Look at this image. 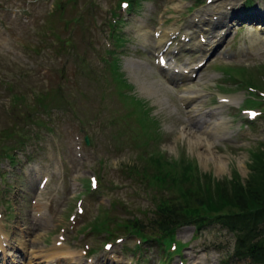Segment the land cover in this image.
<instances>
[{"label": "rangeland", "instance_id": "obj_1", "mask_svg": "<svg viewBox=\"0 0 264 264\" xmlns=\"http://www.w3.org/2000/svg\"><path fill=\"white\" fill-rule=\"evenodd\" d=\"M233 1L236 8L232 3L229 11L237 13L244 0ZM258 2L263 8L264 0ZM212 3L140 0L136 9L121 11L113 32L112 13L119 9V0H0V152L19 145L20 139L25 141L14 162L0 155V224L7 251L23 249L30 264H141L144 259L146 264H159L162 251L155 241L142 243V253L137 254L132 251L137 239L132 237L108 250L103 247L106 237L101 228L135 216L148 221L157 205L184 195L188 199L199 190L214 194L211 188L216 189L217 182L232 191L236 181L247 185L258 180L264 162V118L246 127L241 108H248L246 98H264V42L246 58L234 56L239 49L235 43L256 38L246 24L235 27L233 23L218 48L219 54L230 58L214 54L193 83L202 94L192 104L196 114L200 117L219 108L226 121L220 136L208 137L215 157L226 162L223 170L206 147L191 142L192 132H198L191 119L194 107L152 67L157 46L153 31H185L193 35L194 45L200 40L193 33V22ZM223 27L217 29L224 34ZM69 39L72 45L64 46ZM195 55L199 52L187 57L196 61ZM140 63L150 65L138 67ZM249 84L256 94L245 90ZM224 93L235 95L237 103L216 104ZM37 96L44 99L43 105ZM140 100L153 120L145 127L138 118ZM86 134L92 139L89 146L84 142ZM179 156L190 178L171 187L174 175L168 171L180 170L181 160H173ZM163 172L167 184L160 178ZM95 175L101 183L89 193L88 180ZM45 177L47 187L41 191L39 182ZM39 202L45 204L44 209ZM207 207L209 215H217L215 201ZM238 210L226 202L221 208L222 213ZM107 212L111 218L105 217ZM71 215L76 217L71 219ZM95 221L101 228L89 231ZM58 237L74 259L65 256L66 250L54 259H34L39 250L52 251ZM177 239L185 244V256L175 258L174 264L252 260L225 258V251L233 253L235 236L217 223L202 231L185 224ZM31 241L37 245L34 250Z\"/></svg>", "mask_w": 264, "mask_h": 264}, {"label": "trees", "instance_id": "obj_2", "mask_svg": "<svg viewBox=\"0 0 264 264\" xmlns=\"http://www.w3.org/2000/svg\"><path fill=\"white\" fill-rule=\"evenodd\" d=\"M185 163L184 160L179 164V171L178 169L176 172L168 171V175H174L171 181L168 180L171 186L175 183L181 185L189 181L190 177L187 175L188 169ZM166 176L163 172L160 177L164 183L167 180L163 177ZM206 183L208 184L207 179ZM216 184V189L214 185L211 188L214 194L210 195L208 189L207 191L199 190L195 196L191 195L188 199L184 198V195L176 201L170 200L157 205V209L148 221L143 218H128L124 222H119L118 225L124 229H137L151 235L171 234L177 226L184 223H194L202 228L209 223V218L203 209L209 206L210 202L215 201L218 206L215 220L234 234L235 255L240 259L252 258L251 262L245 264H264V162L260 165L256 182L243 185L242 182L236 181L232 191L224 182ZM189 193L190 189L187 191L188 196ZM224 202L239 210L235 213H222L221 208Z\"/></svg>", "mask_w": 264, "mask_h": 264}, {"label": "bare ground", "instance_id": "obj_3", "mask_svg": "<svg viewBox=\"0 0 264 264\" xmlns=\"http://www.w3.org/2000/svg\"><path fill=\"white\" fill-rule=\"evenodd\" d=\"M232 3L234 4L233 7H235L236 2H234L233 0L216 1L214 4H211L209 7H206V9L202 12V16L199 18L200 20L193 22V24L196 23L200 27V31L202 33H205L207 30H209L211 28H212V33H216L217 26H219V25L224 26V27L228 26V23L225 20H226V18L229 17V16H227V12H230L228 9H229V6H232ZM215 15H218V18L221 20L215 19L214 18ZM146 32L148 33L147 29L144 30L143 34L146 35ZM166 34H167V32L160 33L159 37L157 38L158 39L157 40L158 45H160V43L164 42V39L167 37ZM212 36L218 37V35H213V34L211 35V37ZM220 41H221V37L216 41L217 44H219ZM148 88L150 89L152 87H148ZM191 88H186L185 90H183L184 93L182 95V98L186 102L191 103V106H192V103L195 102V100L198 97H200L202 94H200L196 91H192ZM230 100H232V99H230ZM193 107H194V110H192L191 112L196 113L197 112L196 107L195 106H193ZM196 115H198V114H192V116H194V117ZM193 118H192V120H193ZM194 121L196 122V123H194V126L196 128H198L199 131L197 132L198 134L195 131L192 132V136L190 137L191 142L193 144L201 146L202 148L206 147L209 150L208 151L209 154L212 157H215V154L213 151L214 145H212V142H210V139L208 137H209V135H212V136L213 135H218V136L221 135L219 133L222 130L226 129V127H227L225 119H223V117L220 116V111L215 109V110H211L209 113H204L202 116L200 114V118L198 119L197 117H195ZM223 136H225L224 133H223ZM215 159L217 160L216 165H217L218 169L219 170L225 169L224 167L226 166V162L221 158L215 157ZM37 205L39 206L40 209L45 208L43 206V203L39 202V203H37ZM23 245L24 244H22V246ZM36 246L37 245L33 241H31L32 249H33V247H36ZM0 247H3L2 229L1 228H0ZM67 247L68 246H66V245H60L59 243H56V245L53 246L52 251H46V249H42V251L39 250L37 252V250H35L37 253L34 254V259H39L41 261L43 259H46V258L54 259V258H56V256H58L59 254H61V252L65 251V250H66L64 252L65 256L69 257L70 259H73L70 256L71 251ZM12 250H14V249H12ZM67 252H69V253H67ZM4 264H21V263H20V260L18 258V255H16L15 253H12L10 251L9 254L5 258Z\"/></svg>", "mask_w": 264, "mask_h": 264}]
</instances>
